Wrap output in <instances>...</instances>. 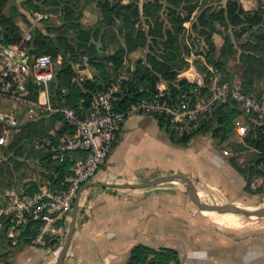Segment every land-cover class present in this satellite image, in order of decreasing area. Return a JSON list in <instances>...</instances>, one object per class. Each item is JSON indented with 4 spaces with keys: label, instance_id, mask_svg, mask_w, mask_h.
<instances>
[{
    "label": "trees",
    "instance_id": "16d2710c",
    "mask_svg": "<svg viewBox=\"0 0 264 264\" xmlns=\"http://www.w3.org/2000/svg\"><path fill=\"white\" fill-rule=\"evenodd\" d=\"M98 6L99 13L96 16V25L87 26L82 23L81 18L89 7L88 0H21L19 5L16 0H0V9L3 6L9 7V14L0 11V42L12 44L18 42L21 37V28L13 20L19 15L22 21L31 25V17L34 11L43 13H60V24H49L45 19L40 20L45 24L41 30L33 26L32 38L28 43L29 52L34 54L47 53L55 61L60 55V61L56 63V69L60 71L56 78L50 83L51 101L54 104L78 105L81 98H85V106L93 101L97 93L110 87L118 76V68L123 63V48L118 47L114 52H107L105 41L107 31H112L115 20L120 21V29L126 30L130 35L132 48L148 46L149 50L144 58L135 62V68L126 81L121 82L120 89L116 92L117 99L114 107L118 110L126 108L135 100L141 97H148L154 92L156 84L164 81L167 90L172 97L179 96L182 92H188L194 88V84L181 76V72L189 66L188 62L182 61L181 42L178 33L171 28H165L163 32L157 33L155 28H149L148 32L141 29L137 23L142 17H151V7L147 2L139 6L137 1L128 0H94ZM170 6L168 12L172 14L175 21H178L179 30L183 29L181 24L190 18L196 8L193 0H168ZM155 6L158 2H149ZM60 5L59 9L53 5ZM181 7V14L176 8ZM23 9V10H21ZM158 9V7H157ZM158 18V16H157ZM208 21L211 23V32L201 29L205 35L208 50L205 56L208 60L218 65L223 70L222 78L230 83H239L241 89L247 93L260 96L254 93V80L264 74V5L254 9H245L239 0H227L224 6L211 10L208 14ZM217 23L224 31L223 42L219 48V54L213 57L216 49L212 39V32H215ZM240 26V32H250L249 41L252 49H245L240 52L242 61V72L237 80L228 76L224 71L226 63L225 55L229 50L235 48L232 42V35L228 31L229 26ZM193 26L195 23L193 22ZM182 27V28H181ZM52 29L57 32L53 33ZM110 29V30H108ZM99 41V42H97ZM98 43L100 46L98 47ZM108 53L107 57H94L89 61L96 72L91 77H80L77 66L82 63V56L88 57L98 54V50ZM38 87L35 84L28 85V98L37 97ZM241 113L233 101H226L215 106L212 117L201 123L197 128L186 133H177L169 123L161 116H155L162 128L168 132L171 141L175 144L186 146L194 137L209 134L216 140V144H222L233 130V121ZM38 119L55 118L60 120V126L55 129L54 134L48 128H43ZM73 132V128L57 113L39 111L31 119L22 117L18 113V124L10 141L1 146L4 159L0 160V188H11L21 169L23 159L31 157L33 162L43 167L38 179L27 180L22 184L23 193L32 194L38 189L41 183H48L55 188H65L64 178L70 172L74 162L83 157L80 150L61 151L58 148L60 139L65 134ZM117 135V134H116ZM115 142V140H114ZM114 144V143H113ZM245 144L256 150V158L253 163L239 166L230 162L245 177L244 189L248 190L250 175L258 172L264 164V124L251 129ZM243 146L242 144H238ZM25 151L30 155H24ZM252 191L253 190H249ZM2 222V238L6 239L4 230L7 227ZM35 223L30 221L24 226L18 235L21 242H30L35 232ZM2 247V248H1ZM10 251L6 249V243L2 240L0 244L1 264H11ZM126 264H182L178 251L173 247L154 248L142 243L135 244L131 249Z\"/></svg>",
    "mask_w": 264,
    "mask_h": 264
},
{
    "label": "crops",
    "instance_id": "0c3cea01",
    "mask_svg": "<svg viewBox=\"0 0 264 264\" xmlns=\"http://www.w3.org/2000/svg\"><path fill=\"white\" fill-rule=\"evenodd\" d=\"M240 1L245 9L250 8L246 5L252 0ZM17 24L23 31L26 29L25 32L34 26L21 18ZM221 45L215 44L216 47ZM77 72L80 77H91L96 70L90 65L88 68L79 65ZM194 74L195 67L191 63L181 72V76L189 78ZM236 118L246 122L247 116L241 112ZM116 134L106 162L92 182H142L157 175L181 172L192 178L194 184H217L232 199L247 195L244 175L228 161L220 144H216L209 134L192 138L186 146L178 145L171 141L155 116L144 113L127 115ZM174 187L163 183L141 188L89 186L82 189L74 230L62 264H126L130 249L138 243L154 248L173 247L185 264H264V250L253 248L244 254L241 247L227 248L223 237L216 238L214 243L210 228L206 232L200 228L194 230L193 226L184 233L185 237L173 233L175 238H170L172 235L168 230L177 231L182 217L186 218L180 200L182 196L174 191ZM202 193L198 191V197L207 202ZM234 204L241 206L238 202ZM203 212L220 226L237 227L233 213ZM19 234L4 239L0 231V244L2 240L6 243L11 264H55L65 239L38 246L31 240L19 241ZM184 239L185 256L175 245ZM168 240L171 244L164 243Z\"/></svg>",
    "mask_w": 264,
    "mask_h": 264
},
{
    "label": "built area",
    "instance_id": "2783aa9c",
    "mask_svg": "<svg viewBox=\"0 0 264 264\" xmlns=\"http://www.w3.org/2000/svg\"><path fill=\"white\" fill-rule=\"evenodd\" d=\"M33 15L35 20H42L48 18L50 13L34 11ZM31 38L32 33L26 31L21 42L26 41L27 44L0 42V104L13 102L6 108L0 106V147L12 138L18 124L16 105L24 103L30 117L39 111L59 114L73 128L72 133L61 137L59 150H80L84 154L70 167L69 174L64 178L65 188H55L44 182L32 194L23 193L15 187L5 191L6 204L0 209V215L8 224L4 230L6 237H14L15 233H20L26 224L33 221V244L47 246L55 239H65L78 190L84 183L92 181L105 164L116 133L129 114L161 116L181 134L209 120L217 104L233 101L248 118L264 124V96L247 93L238 82L224 80L223 70L203 56V71L195 68L191 78L185 77L194 84V88L175 98L165 83L158 82L151 96L135 100L126 110H118L114 107V101L121 86L119 81L97 93L88 106H85V98H81L76 106L54 104L51 101L50 83L54 79L56 63L47 53L29 52ZM89 65V57L83 55L81 66L88 68ZM29 84L38 87L35 99L27 97ZM233 128L236 143L245 144L250 132L249 124L235 118ZM223 153L227 154L228 151L223 149Z\"/></svg>",
    "mask_w": 264,
    "mask_h": 264
},
{
    "label": "rangeland",
    "instance_id": "374dc122",
    "mask_svg": "<svg viewBox=\"0 0 264 264\" xmlns=\"http://www.w3.org/2000/svg\"><path fill=\"white\" fill-rule=\"evenodd\" d=\"M21 0H16L17 4ZM127 2L128 0H123ZM137 1L139 6L143 3L147 2V5L151 7L152 14L151 17L146 21L144 17L137 23V25L148 32L149 28H155L157 33H161L165 28H171L174 32L178 33L179 40L181 42V57L182 61L192 63L195 68L199 71H203L201 57H206L205 53L208 50V45L205 40V35L201 33V29L206 30L207 32H211V23L208 21V14L211 10H216L221 6L226 4L227 0H193L196 4V8L193 13L190 15V18L184 21L181 26L183 29L179 30L178 26H180L178 21H175L172 17V14L168 12V7L170 6L168 0H156L158 4L155 6L152 3L155 0H134ZM240 1V0H239ZM241 2V1H240ZM89 7L84 13L81 21L83 24L87 26L96 25V16L99 13L98 6L96 5L94 0H88ZM242 5V3H241ZM260 5H264V0H252L246 6L250 7L249 9H254ZM158 7V9H157ZM53 8L59 9L60 5H53ZM177 12L181 14V7L176 8ZM23 10V9H21ZM0 11L4 14H9L10 10L8 6H3ZM94 14L95 17L91 18L90 16ZM158 16V18H157ZM20 16L15 15L13 20L18 23ZM49 24L57 25L60 24V13L52 12L50 16L45 19ZM32 24L41 30H44L45 24L40 20H35L34 17H31ZM193 22L195 26H193ZM120 21L115 20L112 25V31H107V39L105 41V49L107 52H114L118 47L123 48V63L118 68V76L113 82L116 84L117 82H122L128 80L130 74L133 72L135 68V62L139 58H144L145 54L148 52V46H138L137 48H132L130 42V35L126 30L120 29ZM181 27V28H182ZM217 30L212 32V39L215 44H220L223 42V27L217 23ZM240 26H232L230 25L228 31L232 35V42L235 46L234 49L229 50L226 57V63L224 65V71L228 76L232 78L239 79L242 72V61L240 59V52L245 49H252L251 43L248 39L250 32L241 33ZM22 30V29H21ZM26 30V29H25ZM25 30L21 32V37L18 42L22 41V38L25 34ZM110 30V29H108ZM27 31L32 33V28L29 27ZM52 32H57L55 29H52ZM99 42V41H97ZM22 44H27L26 41L21 42ZM98 46L100 44L98 43ZM219 48L213 51V57L218 56ZM60 55L55 59L56 63L60 61ZM190 60V61H189ZM237 82V81H236ZM254 93L261 94L260 96H264V74L254 80ZM13 104L12 101L2 102L0 106L2 108L9 107ZM18 113H21L22 117L26 119H31L32 117L28 116L27 113V105L24 103H18L16 105ZM238 110L239 107H238ZM241 111V110H240ZM240 115V114H239ZM238 115V116H239ZM42 116V115H41ZM41 116L35 118V120L39 121V124L43 126V128H48L50 133L54 134L55 129L60 126V120L55 118L52 119L42 118L38 119ZM246 122L250 126V130L256 128L260 123L252 120L251 118H246ZM226 144H220V150L227 149L228 153L225 154V157L229 162L237 164L239 166H244L250 163H253L256 158V150L252 148L248 144H243V146H239L235 141V134L233 130L230 132L229 137L225 140ZM2 149L0 150V160L4 159ZM30 155V152L25 151L24 155ZM23 159V165L19 170V175H17L16 180L12 183L13 187L21 190L22 184L26 183L27 180L38 179L39 173L41 172V166L37 165L33 162L31 157L25 159V157H21ZM192 179V178H191ZM250 182L248 184V190L246 197L242 199H232L223 193V191L219 188L217 184L213 183H205L199 182L195 183L194 186L196 190L202 191L203 197L207 200L208 203L215 204V202L226 204V203H240L241 206H250L253 208H258L264 206V164L260 166V170L249 177ZM193 183L194 180L192 179ZM166 185L176 186L174 189L175 192L181 194L182 199L181 203L183 204V210L186 218L182 217V222L177 225V231L168 230V232L172 235L173 233L185 237V232L192 229L194 226V230L203 229L208 232V228H210L212 233V242H216V238H225L227 242V248H242L244 254L250 252L251 249L256 248L258 250H264V216H249L241 213H233L230 211L221 212V213H233L232 215L235 217V221L237 227L228 228L218 225L214 222L206 213L203 212L196 204H194L187 192H186V184L180 180L170 181L169 183H164ZM7 188H0V209L3 208L6 204L5 191ZM249 190H253L249 191ZM188 213V214H187ZM4 216L0 215V220L3 222ZM188 221V222H187ZM192 222V223H189ZM0 223V231H1ZM66 237V236H65ZM170 238H175V236H171ZM171 240L164 241V243L171 244ZM175 245L178 247L181 254L184 256L187 253L186 249V241H177ZM182 264H185L181 258ZM1 264V262H0Z\"/></svg>",
    "mask_w": 264,
    "mask_h": 264
},
{
    "label": "water",
    "instance_id": "95a60500",
    "mask_svg": "<svg viewBox=\"0 0 264 264\" xmlns=\"http://www.w3.org/2000/svg\"><path fill=\"white\" fill-rule=\"evenodd\" d=\"M108 54L102 52L101 50H99L98 54L90 56L89 57V61L92 60L94 57H98V58H103V57H107ZM60 67H58L55 72H54V78L57 77L59 71H60ZM174 180H180L182 182H184L186 184V192L190 198V200L196 204L201 210H207V211H217V212H226V211H230L233 213H241V214H245V215H253V216H264V206L262 207H258V208H244L241 207L237 204L234 203H226V204H212V203H208L205 201L200 200V198L198 197V191L196 190L194 183L192 181V179L187 176L184 173L181 172H173V173H169V174H162V175H157L153 178H150L148 180L142 181V182H126V183H121V184H108V183H101V182H86L84 183L80 189L78 190L74 202H73V206H72V211H71V217H70V222L68 225V229H67V234H66V238L64 241V244L59 252V255L55 261V264H62L64 261V257L66 255L67 249H68V245L74 230V226H75V222H76V215H77V210H78V199H79V194L80 191L86 187L89 186H117V187H122V188H141V187H150V186H155L158 184H163L166 182H170V181H174Z\"/></svg>",
    "mask_w": 264,
    "mask_h": 264
}]
</instances>
